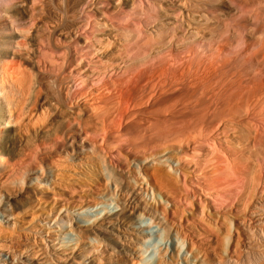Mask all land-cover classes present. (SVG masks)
Segmentation results:
<instances>
[{
    "label": "rangeland",
    "instance_id": "374dc122",
    "mask_svg": "<svg viewBox=\"0 0 264 264\" xmlns=\"http://www.w3.org/2000/svg\"><path fill=\"white\" fill-rule=\"evenodd\" d=\"M12 2L33 118L28 217L0 210L29 230L17 262L29 238L53 264H264L245 229H264V0Z\"/></svg>",
    "mask_w": 264,
    "mask_h": 264
},
{
    "label": "bare ground",
    "instance_id": "6f19581e",
    "mask_svg": "<svg viewBox=\"0 0 264 264\" xmlns=\"http://www.w3.org/2000/svg\"><path fill=\"white\" fill-rule=\"evenodd\" d=\"M14 10L15 6L12 0L9 1L7 6L0 8V18L3 16L8 20V33L6 35L0 33V210L4 206L9 205L8 210H10L11 217L16 216L17 212L21 211L26 219L29 213L25 208L30 203L31 188L26 184V189L23 191L21 186L25 181L28 183L27 177L30 171L29 158L25 149L28 148L33 135V118L27 110L32 81L29 76L18 69L13 61L17 47V37L14 33L12 21ZM19 33L21 37L26 36V32ZM18 184H20L21 190L18 188ZM2 197H5L4 203L1 202ZM254 208L260 212V221L258 223L262 224L264 220V203H258ZM129 209L132 211L131 214L133 216L138 211L143 210L141 207H130ZM122 218L123 214H117L113 217H106L104 222L115 224ZM245 229L247 233L246 239L249 244L264 230L262 228L251 229L249 227ZM20 231H22V237H27L28 229L21 227ZM60 233L63 234L62 231ZM21 236H16L12 231L0 225V254L5 252L10 260L6 264H26L22 261L17 262L18 260L14 257L16 255L15 243L19 241ZM56 237L58 236L56 235ZM22 243L21 250L26 253L27 256L25 257L33 264L52 263L47 253L41 251L42 249L38 247L35 250L33 249L32 239L25 238ZM55 250L50 254L53 256L57 254L59 256L56 257L57 261H62V264H73L75 262L74 256L69 255V253L66 254L65 250ZM252 252V250H244L240 263L237 264L243 263ZM82 255V253L81 255L77 254V259ZM89 262L91 264H101L98 256H91ZM230 262L228 261V264Z\"/></svg>",
    "mask_w": 264,
    "mask_h": 264
}]
</instances>
